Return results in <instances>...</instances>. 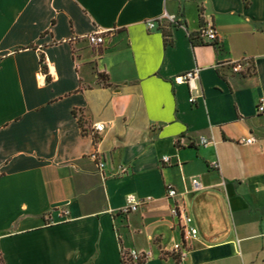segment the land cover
<instances>
[{
	"label": "crops",
	"instance_id": "0c3cea01",
	"mask_svg": "<svg viewBox=\"0 0 264 264\" xmlns=\"http://www.w3.org/2000/svg\"><path fill=\"white\" fill-rule=\"evenodd\" d=\"M164 12L181 25L149 29ZM207 22L215 43L199 34ZM94 31L101 45L86 41ZM239 59L251 67L233 73ZM195 67L191 104L173 78ZM261 97L264 0H0L2 264H134L130 249L150 253L141 264H174V241L183 264H264Z\"/></svg>",
	"mask_w": 264,
	"mask_h": 264
},
{
	"label": "built area",
	"instance_id": "2783aa9c",
	"mask_svg": "<svg viewBox=\"0 0 264 264\" xmlns=\"http://www.w3.org/2000/svg\"><path fill=\"white\" fill-rule=\"evenodd\" d=\"M158 23L164 25L165 23L180 26L181 22L177 19V17L173 14H168L166 12L162 13L157 19H150L147 21V26L149 29L155 28ZM199 34L202 38L206 39L211 43H215L217 40V30L211 22H207L201 25ZM86 41L90 45H101L103 43V32L94 31L85 36ZM229 69L233 73H243L247 71L248 67H251V64L248 63L246 59H239L236 61H230L226 63ZM199 73L200 68L195 67L191 70L185 71L173 78V81L177 84H185L190 93L188 101L193 104L195 99L201 96V87L199 85ZM256 112L263 113L264 112V97L258 99L256 103ZM93 129L96 131H101L103 129L102 123H95ZM254 141L252 136H249L243 139L245 144H251ZM198 143L201 145H207L210 143H214L211 139H207L205 137H200ZM91 158L96 162V166L99 170H102L105 166V162L103 159L98 157L97 153L91 155ZM167 160V159H165ZM213 168L219 169L220 164L217 160L211 163ZM121 171H125V168H122ZM192 184L198 186V182L195 179H192ZM177 195L176 189L171 186H167L165 189V196L167 198H173ZM152 201L150 196L146 197H129L128 203L120 209L122 214H129L139 207L149 203ZM169 213L172 217H177L182 221V232L183 236L188 238H195L197 235V228L191 224V217L185 212L183 207L178 206L177 204L172 205L169 208ZM168 252L171 258L174 260V264H183L188 255V248L186 247L183 241H174L171 243V247L168 249ZM150 257V253L139 252L136 249H130L126 252H122V258L128 260L130 263L141 264L145 262Z\"/></svg>",
	"mask_w": 264,
	"mask_h": 264
},
{
	"label": "trees",
	"instance_id": "16d2710c",
	"mask_svg": "<svg viewBox=\"0 0 264 264\" xmlns=\"http://www.w3.org/2000/svg\"><path fill=\"white\" fill-rule=\"evenodd\" d=\"M165 34H166L165 37H168V32L165 33ZM40 61H41V62L43 61V55H40ZM41 69H42V71H43L44 73H46V67H45L44 65H42ZM73 113H74V112H73ZM74 114H75V113H74ZM79 120H80V119H79ZM0 264H2L1 259H0ZM123 264H126L124 260H123Z\"/></svg>",
	"mask_w": 264,
	"mask_h": 264
}]
</instances>
